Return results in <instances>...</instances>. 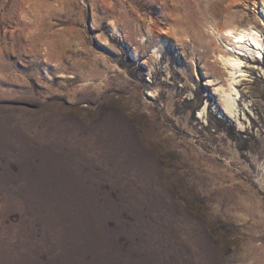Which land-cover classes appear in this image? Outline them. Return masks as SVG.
I'll use <instances>...</instances> for the list:
<instances>
[{
  "label": "rangeland",
  "instance_id": "rangeland-1",
  "mask_svg": "<svg viewBox=\"0 0 264 264\" xmlns=\"http://www.w3.org/2000/svg\"><path fill=\"white\" fill-rule=\"evenodd\" d=\"M260 2L0 0V264H264Z\"/></svg>",
  "mask_w": 264,
  "mask_h": 264
},
{
  "label": "bare ground",
  "instance_id": "bare-ground-1",
  "mask_svg": "<svg viewBox=\"0 0 264 264\" xmlns=\"http://www.w3.org/2000/svg\"><path fill=\"white\" fill-rule=\"evenodd\" d=\"M262 12H264V0L260 2ZM214 31H212L213 33ZM215 34L224 44L221 46L220 52L216 55L219 64L226 70V82L215 90L219 96L224 112L235 117L238 107V99L241 97L238 86L242 80L247 79V70H245V57L253 58L263 57L264 42L259 29L254 26L237 27L222 26L215 28ZM166 46L165 41L156 44L153 50L155 59L159 56V51ZM245 56V57H242ZM239 78V79H237ZM211 81V80H210ZM206 113V105L200 111V115ZM238 119V118H236ZM240 126V123L237 122Z\"/></svg>",
  "mask_w": 264,
  "mask_h": 264
}]
</instances>
